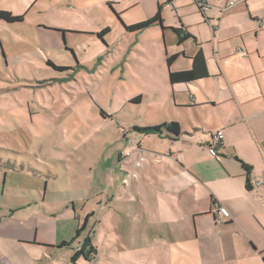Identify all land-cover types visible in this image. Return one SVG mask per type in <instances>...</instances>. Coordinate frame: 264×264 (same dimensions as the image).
Instances as JSON below:
<instances>
[{"label": "crops", "instance_id": "0c3cea01", "mask_svg": "<svg viewBox=\"0 0 264 264\" xmlns=\"http://www.w3.org/2000/svg\"><path fill=\"white\" fill-rule=\"evenodd\" d=\"M205 1L200 11L194 0H113L123 38L145 57L148 43L164 70L147 96L156 115L141 126L170 112L181 134H142L164 144L136 146L137 177L105 175L99 189L89 177L36 185L39 200L0 216V264H264V0ZM157 12L159 23L124 28ZM176 30L188 35L181 43ZM198 52L207 76L171 84L168 71L191 69ZM85 240L87 260L72 261Z\"/></svg>", "mask_w": 264, "mask_h": 264}, {"label": "rangeland", "instance_id": "374dc122", "mask_svg": "<svg viewBox=\"0 0 264 264\" xmlns=\"http://www.w3.org/2000/svg\"><path fill=\"white\" fill-rule=\"evenodd\" d=\"M112 2L0 0L1 9L22 16L0 19V216L39 200L34 188L45 181L52 188L60 177H89L99 189L105 175L137 177L136 146L162 148L163 140L131 126L156 115L147 96L164 70L148 43L145 57L123 38ZM157 120L176 122L170 112Z\"/></svg>", "mask_w": 264, "mask_h": 264}, {"label": "trees", "instance_id": "16d2710c", "mask_svg": "<svg viewBox=\"0 0 264 264\" xmlns=\"http://www.w3.org/2000/svg\"><path fill=\"white\" fill-rule=\"evenodd\" d=\"M194 3L196 4L195 1H194ZM0 19L11 23V22L21 21L22 20V16L21 15H14L10 11L3 10V9L0 8ZM160 20H161L160 14H159V12H157L150 19H147V20L135 23V24L124 26V28L127 31L136 32V31L143 30V29H145V28H147V27H149V26H151L153 24L159 23ZM108 31H109L108 28H104V29H102L101 31H99L97 33V36H99L101 38ZM176 33H177V37H178L177 41L179 43H181L183 40H185L188 37V35H184L183 33L179 34L178 31ZM175 58H176V55L168 56L167 57V65L170 66L171 62ZM205 76H207V71H206V68H205L204 59H203V57H202L200 52L196 53L193 56V65H192L191 69H189V70H181V71H171V70L168 71V80H169V82L171 84L183 83V82H191V81H195V80H197L199 78H202V77H205ZM134 99L139 100L140 97H136ZM133 130L138 131V132H140L142 134H155V135H161L162 132H166L168 134V136H171V137L178 136V135L181 134V130H180L179 124L177 122H174V121L168 122V123L163 122V123L157 124V125H147V126H142V127L134 126ZM241 165H242L243 168H245L246 171L250 170V166H248V165H246V164H244L242 162H241ZM248 186H249V184L247 183V187ZM85 224L83 223L78 231L83 229ZM78 231H77V233H78ZM64 244L65 243H62L61 245H64ZM87 247H88L87 240H85L81 244L80 248L77 251L74 252L71 260L74 261L79 256H82V257H84V259L87 260V258L89 256V252L87 250Z\"/></svg>", "mask_w": 264, "mask_h": 264}, {"label": "built area", "instance_id": "2783aa9c", "mask_svg": "<svg viewBox=\"0 0 264 264\" xmlns=\"http://www.w3.org/2000/svg\"><path fill=\"white\" fill-rule=\"evenodd\" d=\"M196 2L197 7L200 9V11H205L208 8V4L206 3L205 0H194ZM234 3L230 1L228 3V7L232 6ZM212 143L208 145V152L211 155L216 156L217 152L215 150V147L219 143L220 140V135L218 133H213L212 134ZM229 216L227 210L224 207H219L217 212H216V221L217 222H222L223 219L227 218ZM90 255V253H89ZM89 264V263H87Z\"/></svg>", "mask_w": 264, "mask_h": 264}]
</instances>
